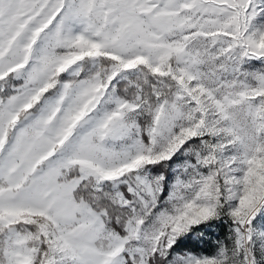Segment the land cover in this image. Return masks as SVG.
Listing matches in <instances>:
<instances>
[{
	"label": "snow or ice",
	"instance_id": "6c2138e0",
	"mask_svg": "<svg viewBox=\"0 0 264 264\" xmlns=\"http://www.w3.org/2000/svg\"><path fill=\"white\" fill-rule=\"evenodd\" d=\"M0 264H264V0H0Z\"/></svg>",
	"mask_w": 264,
	"mask_h": 264
}]
</instances>
